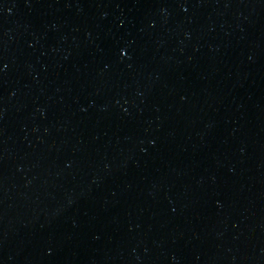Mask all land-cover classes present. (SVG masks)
Masks as SVG:
<instances>
[{
    "label": "water",
    "instance_id": "1",
    "mask_svg": "<svg viewBox=\"0 0 264 264\" xmlns=\"http://www.w3.org/2000/svg\"><path fill=\"white\" fill-rule=\"evenodd\" d=\"M0 264H264V0H0Z\"/></svg>",
    "mask_w": 264,
    "mask_h": 264
}]
</instances>
